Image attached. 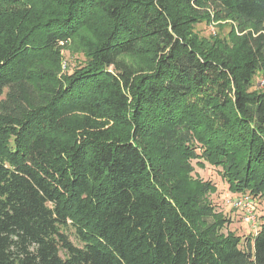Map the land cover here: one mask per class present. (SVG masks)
I'll return each instance as SVG.
<instances>
[{
    "label": "trees",
    "instance_id": "16d2710c",
    "mask_svg": "<svg viewBox=\"0 0 264 264\" xmlns=\"http://www.w3.org/2000/svg\"><path fill=\"white\" fill-rule=\"evenodd\" d=\"M257 75L264 0H0V264H264L190 164L264 199Z\"/></svg>",
    "mask_w": 264,
    "mask_h": 264
},
{
    "label": "rangeland",
    "instance_id": "374dc122",
    "mask_svg": "<svg viewBox=\"0 0 264 264\" xmlns=\"http://www.w3.org/2000/svg\"><path fill=\"white\" fill-rule=\"evenodd\" d=\"M194 31L200 38H225L228 35L230 28L225 23H201L195 26ZM63 56L66 63L65 66H63V70L67 71L68 66L73 67L76 64V61L74 58H70L66 52L63 53ZM263 88L264 75H257L254 78L252 89L262 90ZM197 163V160L190 161V164L193 167L191 177L194 180H199L203 183H210L215 188V192L210 193L209 199L215 206L216 211L225 215L229 220V223L224 227L222 232L234 233L241 239L240 247H245L247 240L252 239L255 236V230L245 221L243 213L231 205L233 198L237 197V195L228 191L225 181L221 178L219 168H215L208 163H202V165ZM252 201L258 231L264 221V199L257 198ZM67 235L73 244L80 246V243L75 239L72 230H68Z\"/></svg>",
    "mask_w": 264,
    "mask_h": 264
},
{
    "label": "built area",
    "instance_id": "2783aa9c",
    "mask_svg": "<svg viewBox=\"0 0 264 264\" xmlns=\"http://www.w3.org/2000/svg\"><path fill=\"white\" fill-rule=\"evenodd\" d=\"M235 209L241 211L243 213L244 219L251 227L255 230V234L257 233V224H256V216L254 213V205L252 198L248 195H240L232 200L231 204Z\"/></svg>",
    "mask_w": 264,
    "mask_h": 264
}]
</instances>
